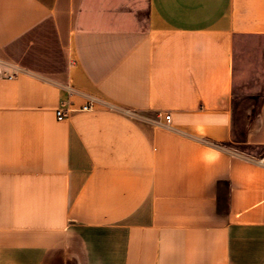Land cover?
<instances>
[{"label":"crops","instance_id":"crops-1","mask_svg":"<svg viewBox=\"0 0 264 264\" xmlns=\"http://www.w3.org/2000/svg\"><path fill=\"white\" fill-rule=\"evenodd\" d=\"M0 71V264H264V0H0Z\"/></svg>","mask_w":264,"mask_h":264},{"label":"rangeland","instance_id":"rangeland-1","mask_svg":"<svg viewBox=\"0 0 264 264\" xmlns=\"http://www.w3.org/2000/svg\"><path fill=\"white\" fill-rule=\"evenodd\" d=\"M256 80H258V77H257ZM256 96L259 98V93H257ZM248 102H249V101H248ZM248 102L246 101L247 104H250V103L253 104V101H252V102H249V103H248ZM256 102H258V100H257ZM243 104H244V102H243ZM244 113H245V111L243 110V111H242V114H244ZM247 119H248V118H247L246 116H243V115L239 118V120H241V122H242L243 124L247 121ZM249 119H250V118H249ZM248 150L251 151L252 153L255 152V153L258 154V155L261 154V152H263V149H262V148H253V147H252V148H248Z\"/></svg>","mask_w":264,"mask_h":264},{"label":"built area","instance_id":"built-area-1","mask_svg":"<svg viewBox=\"0 0 264 264\" xmlns=\"http://www.w3.org/2000/svg\"><path fill=\"white\" fill-rule=\"evenodd\" d=\"M2 76H4V74L0 71V78H1ZM8 77L11 78V77H13V75H9ZM57 116H58V119H59V120L64 119V118L66 117V113H65L64 109L59 108V109L57 110ZM165 119H166L167 122H169L170 119H171V115H170V114H167L166 117H165Z\"/></svg>","mask_w":264,"mask_h":264}]
</instances>
